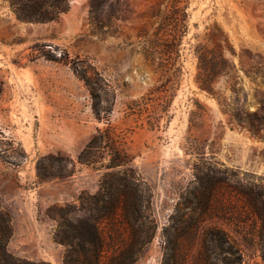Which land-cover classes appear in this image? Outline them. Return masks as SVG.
Masks as SVG:
<instances>
[{"label": "rangeland", "instance_id": "obj_1", "mask_svg": "<svg viewBox=\"0 0 264 264\" xmlns=\"http://www.w3.org/2000/svg\"><path fill=\"white\" fill-rule=\"evenodd\" d=\"M9 2L0 0V210L12 258L65 264L69 255L81 264L90 256L68 254L56 234L64 221L97 218L89 197L105 175L125 171L143 192L134 230L144 244L133 264H163V231L199 169L234 173L229 186H264V134L252 136L233 117L264 103V0H96L95 14L92 0H70L42 24L18 21ZM171 19L178 53L159 54ZM210 36L226 38L225 58L250 72L239 74L237 104L224 79L215 96L195 83V49H214ZM161 65L172 69L170 81ZM216 205L219 219L184 242V264H198L209 227L226 232L241 264H264L259 222L227 193ZM97 221L106 243L100 264H110L112 246L130 232L119 212Z\"/></svg>", "mask_w": 264, "mask_h": 264}, {"label": "trees", "instance_id": "obj_2", "mask_svg": "<svg viewBox=\"0 0 264 264\" xmlns=\"http://www.w3.org/2000/svg\"><path fill=\"white\" fill-rule=\"evenodd\" d=\"M70 0H10L9 7L15 18L25 23H50L56 21L60 15L69 9ZM96 0L91 2V11H94ZM169 32L161 41L159 54L173 53L177 55L176 46L180 38V32L176 21L170 20ZM167 31V30H166ZM215 41V48L208 49L198 45L195 49L197 67L195 83L198 88L210 96H215L214 87L220 80H225V88L237 104L239 94L242 91V78L240 73L250 79V72L243 68V62L239 60V68L230 64L225 58V51L232 52L226 38L221 36L211 37ZM162 78L167 81L170 78V69L161 65L158 68ZM259 71V70H258ZM264 86L263 72H258ZM243 103L246 101L244 95ZM238 108V107H237ZM240 109V108H239ZM94 114L98 113L94 108ZM235 122L246 129L252 136L259 137L264 134V103L258 102V109L254 112L238 110L234 112ZM96 140V137L93 139ZM116 166V165H115ZM228 176L225 171L211 166L199 169L195 174L193 187L186 192L182 203L175 208L170 216L168 225L164 229L165 247L163 264H184V242L196 235L199 226L210 218H217L218 197L223 194L233 196L241 202L246 212L254 217L260 224L258 238L264 242V186L258 184H246L229 186L227 180L234 178V173ZM108 176V178H107ZM235 184H238L236 182ZM92 209L96 211L97 218L78 221L75 224L64 221L60 223V231L56 234L58 241L70 247L68 254L76 252L90 253L81 264H100L106 243L97 226L98 219L110 221L119 212L125 229L130 233L127 241L112 246V259L110 264H133L140 246L144 244L139 232L134 230V225L143 217V192L139 184L128 179L124 171L119 174L105 175L99 188V192L91 197ZM221 204V202H219ZM7 216L0 210V264H31L20 262L12 258L6 252V238L8 236ZM75 241L76 243L74 244ZM74 246V248H73ZM75 247L78 250H75ZM65 264H75L77 260L69 255L65 256ZM198 264H241L240 250L230 241V238L220 228L209 227L202 235L201 259Z\"/></svg>", "mask_w": 264, "mask_h": 264}]
</instances>
